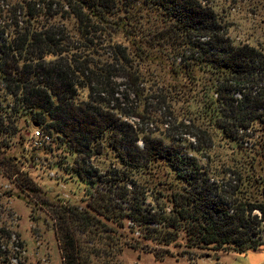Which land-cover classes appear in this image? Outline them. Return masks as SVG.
<instances>
[{
  "label": "trees",
  "instance_id": "1",
  "mask_svg": "<svg viewBox=\"0 0 264 264\" xmlns=\"http://www.w3.org/2000/svg\"><path fill=\"white\" fill-rule=\"evenodd\" d=\"M63 4L67 10L35 0L0 24V90L11 98L0 108V151L37 125L51 136L44 152L70 158L64 171L85 190L100 177L85 160L104 157L105 181L118 173L127 206L118 214L105 198L89 206L121 229L131 223L121 247L114 241L125 234L117 230L88 251L68 240L63 262L115 264L125 247L154 252L158 261L170 247L215 259L264 247V42L235 44L200 0ZM178 103L188 106L178 113ZM193 120L232 149L231 165L214 179L188 153L199 150L172 133ZM249 132L262 141L243 147Z\"/></svg>",
  "mask_w": 264,
  "mask_h": 264
},
{
  "label": "rangeland",
  "instance_id": "2",
  "mask_svg": "<svg viewBox=\"0 0 264 264\" xmlns=\"http://www.w3.org/2000/svg\"><path fill=\"white\" fill-rule=\"evenodd\" d=\"M33 1L35 0H0V24H9L10 12L20 8L21 12L25 11V7ZM57 1L63 10H67L63 4L64 0ZM200 1L212 6L218 13L226 26L229 38L235 44L264 42V0ZM58 20L57 16L56 21ZM64 22L65 26L70 28L69 23ZM4 94L3 90H0V108L11 104V98ZM200 96L202 97V94ZM187 106L186 103L175 105L178 113L180 108L183 111ZM202 124L201 120H195L191 124L184 121L183 126L172 133L179 136L180 140H186L185 144L191 142V149L199 150L188 153L196 158L202 171L208 172L211 179H214L218 172L231 165L232 149L229 143L214 137L215 132L201 131L204 128ZM19 126L23 134L25 124L20 122ZM158 126L159 130H166L165 126ZM155 128L151 125L152 130ZM26 129L29 133L26 134L23 144L17 142V136H13L8 140V148L4 149V152L0 151V229L3 230V233L0 232V242L4 244L0 249L6 256L5 264H65L62 260L63 248L67 247L68 240L69 243L76 242L88 251L93 244L99 247L107 242V236L111 234L108 231L111 230L125 234V237L114 241L117 247L130 242L128 230L131 223H125L128 227L121 229L117 226L118 220H107L89 206L91 199L97 198H105L106 203L109 201L110 207H114L117 214L122 206H127L126 203H121L119 197L122 190L120 184L114 180L118 179V173L112 172L113 175L107 177L113 179V182L105 181V169L109 162L101 156L85 160L86 168L97 170L100 176L99 179H94L98 180L95 186L85 190L83 183L76 182L75 177L64 171L65 164L71 166L72 160L64 159L60 151L45 153L43 149L32 150L28 146V140L33 126L26 125ZM248 135L249 143H245L243 147L250 146L254 140L256 143L262 141L257 133L249 132ZM111 166L113 167L112 164ZM223 178L233 177L230 174ZM163 179L166 178L163 176ZM151 200L147 198L145 205ZM88 221L92 223L89 224ZM133 235L137 236L138 233L134 231ZM168 250V255L158 261L154 252L125 247L122 252L116 254L114 260L115 264H264V247L246 254L219 252L217 259L215 255H207V252L185 253L184 247H170ZM100 254L99 261L105 258Z\"/></svg>",
  "mask_w": 264,
  "mask_h": 264
},
{
  "label": "built area",
  "instance_id": "3",
  "mask_svg": "<svg viewBox=\"0 0 264 264\" xmlns=\"http://www.w3.org/2000/svg\"><path fill=\"white\" fill-rule=\"evenodd\" d=\"M51 143V136L38 127H33L30 132L28 146L32 150L43 149Z\"/></svg>",
  "mask_w": 264,
  "mask_h": 264
},
{
  "label": "water",
  "instance_id": "4",
  "mask_svg": "<svg viewBox=\"0 0 264 264\" xmlns=\"http://www.w3.org/2000/svg\"><path fill=\"white\" fill-rule=\"evenodd\" d=\"M33 127H37V125H33Z\"/></svg>",
  "mask_w": 264,
  "mask_h": 264
}]
</instances>
